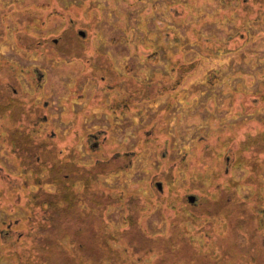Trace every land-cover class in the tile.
Segmentation results:
<instances>
[{
  "label": "rangeland",
  "instance_id": "374dc122",
  "mask_svg": "<svg viewBox=\"0 0 264 264\" xmlns=\"http://www.w3.org/2000/svg\"><path fill=\"white\" fill-rule=\"evenodd\" d=\"M230 2L236 7L235 0ZM251 5L253 10L237 2L232 11L221 0H0V60L8 65L1 74L7 77V70L18 71L20 86L26 93L30 91L26 100L33 96L41 115L36 124L38 113L28 99L21 115L23 128L13 121L7 126L11 134L22 132L23 141L14 143V148L4 139L8 131L0 128V235L2 228L11 226L9 234L0 237V264L24 263L25 250L17 241L22 231L40 234L39 239L34 233L23 238L34 247L50 250V259L58 257L57 264L64 262L61 258L67 264L84 262L67 240L61 244L63 250L55 247V236L65 235L63 229H56L60 233L54 229L53 222L62 215L56 205L47 212L39 206L33 211L27 208L28 200L36 201V195L45 204L51 202L46 194L59 188L58 175L63 183V172H48L46 166L51 161L41 158L42 150L50 153L57 169L66 172L74 199L81 201L66 205L69 218L79 217L86 227L89 220H99L98 225L104 221L121 231L110 235L116 240L109 242V247L116 249L118 258L126 256L111 264L153 263L152 237L163 236L169 223L172 232L178 228L172 200L184 199L187 191L196 194L195 187L187 190L186 186L193 178L189 165L200 160V149L195 160L192 158L198 143L208 142V137L212 141L230 137V149L237 150L245 133L264 121V20L256 17L257 7ZM17 10L20 20L13 13ZM20 30L23 38L15 41ZM79 30L84 35H79ZM54 38L55 43L48 42ZM62 46L66 56L60 54L64 58H59L56 52ZM150 54L152 58H148ZM29 67H36L44 78L34 94L27 81ZM82 70L94 78L98 86L94 89L101 91L94 97L90 80L84 86L77 82ZM101 74L111 78L110 83H105ZM143 89L149 95L144 100L138 98ZM119 99L128 103L116 107ZM91 132L101 138L97 152L91 151L85 139ZM17 148L23 149L22 156L16 155ZM124 152L131 156L129 168L110 171L101 165L100 160L106 162ZM211 164L199 165L198 172L205 173L204 168ZM167 169L170 175L165 179L161 171ZM226 173L237 181L239 202L243 203L238 208L253 211L255 199L262 200L254 212L259 215L255 222L260 230L258 227L253 233L261 232L256 237L264 246V166L256 174L252 172L251 178L243 166H233ZM84 177L94 180L99 193L110 194L100 207L80 195L87 185L92 188ZM166 180L169 182L156 199L147 183L163 184ZM12 186L17 187L15 192ZM138 204H147V208L136 211ZM35 215L53 223L49 234L46 227L38 230V223L31 224ZM195 216L202 227L198 224L194 229L188 223L186 231L192 236L199 234V247H207L210 236L205 231L211 236L225 234L224 228L212 233V222L203 224L202 216ZM27 221L31 225L20 229ZM72 228L68 242L74 237V225ZM245 232L252 234L248 228ZM243 249L250 254L254 251L249 241ZM29 260L33 264V254Z\"/></svg>",
  "mask_w": 264,
  "mask_h": 264
},
{
  "label": "trees",
  "instance_id": "16d2710c",
  "mask_svg": "<svg viewBox=\"0 0 264 264\" xmlns=\"http://www.w3.org/2000/svg\"><path fill=\"white\" fill-rule=\"evenodd\" d=\"M221 1L223 5L230 7V10L232 11H234L233 9L237 8V2L238 4L245 3L252 10L254 7L251 5V3H253L257 7V10L254 11L256 13V17L264 20V0H235L236 7L231 5L230 1L233 0ZM25 26V30L28 31V24H26ZM246 36L247 35L245 34L244 37ZM48 42L53 44V40H49ZM151 56L152 55L150 54L148 58H152ZM110 80L111 78H107V76L104 75L105 83H110ZM138 95V98L143 100V97H149L147 92H144V89L141 94L138 92ZM116 107H118L117 102ZM257 125L258 124H256L255 127H252L253 132L245 133L246 137L239 142L237 150L230 149V143H228L231 141L230 137H225V139H215L213 141L212 137H208L206 139L208 142L204 143L203 141H200L198 143L196 152L192 153V158L194 157L195 160V155L200 149V160H195V163L192 166L189 165L190 170L193 172V178L191 177L188 179V184L186 186L195 187L198 201L196 202V204H189L186 202L185 198L181 200L180 198L172 200L173 204L171 205V207L176 218L175 221L178 222V228H175L172 232L171 228L173 224L169 223L168 231L163 236L157 235L152 237V249L150 248V251L153 252L152 264H264V246L263 243L259 242L258 238L256 237V235H262L259 231V222H255L256 219H259V215L257 213H254L257 210V203H260L259 201L262 200L260 198L255 199V202L257 203L253 204L255 208H252L253 211H250L247 208H238L239 205H241L242 200H240L239 202V198L241 197H239L237 193V181L234 180L232 176L226 173L233 166L234 168L236 166H243L246 167L248 171H250L251 175H248V178H251L252 172L256 174V171H261V168H263L264 121H262L261 127H258ZM222 150L223 153L220 156L219 153ZM42 151L44 154L41 155V158L51 161V165L49 164L46 166L48 167V172L50 173V175H54L56 174V172L58 174L63 172V183L60 182L62 180L61 175H58L57 177L54 176L53 178L56 177L55 180L59 182L60 186L55 192L46 194L50 195V197L52 198L51 202L49 204H45L43 202L44 199L38 200L36 195V198L34 199L36 201L28 200L29 204L27 208L29 209V211H33V209L35 210V206H39L41 207L43 212H47L46 209H49L51 207L53 208L56 205L60 209L62 215H59L57 217L58 220H56V222H53L56 226V228H53L55 230L63 229L65 235L64 237H60L61 235L55 236L56 238L54 237L56 242L55 247L59 248L60 246V250H63V246H61V244L63 243V240H67V243L72 245L74 251H77V255L79 253L82 254L80 255V261L84 260V262H86L87 264H105L104 262L106 261H109L108 264H111V262H115L114 259L124 258V256L126 255L120 256V258H118L119 254L118 256H115V254H117L118 252H114L116 251V249H111L109 247V242L111 244V241L116 240L111 236H115V233H121L119 229H117L116 227H109L104 221L101 222V225H98L100 224L99 220H95L94 222L89 220L90 223H87L86 225L88 226L86 227L84 226V224H80L79 217H76L77 220L69 218L70 215L68 214L70 211H67L68 209L66 205L70 207L72 206L73 202L76 203L81 201H79V199L77 198L74 199L75 197L74 195H72L73 189L71 188L72 183H70L68 177L65 176L66 172L62 169L56 168V165L54 164L55 162H53V159L47 150ZM246 152H251L252 155L249 156L247 154L246 157ZM226 154H233V156L231 155L229 159H227L225 157ZM209 162H212V164L207 168H204L203 172L205 173L198 172L197 167H199V165L203 164V166H207ZM219 176H221V181L218 180ZM255 179H258L259 181V175H256ZM84 180L86 181V183L91 184L92 188L87 185L80 195H86L87 197L84 198L86 202H90V204L100 207L99 203H101L102 200H105L103 199L104 197H106L107 199L109 197L108 195L110 194L99 193L98 189L95 187V185H93L94 180L90 181L89 177H84L83 181ZM189 183L195 185H189ZM262 183L264 185V182ZM208 187H211V189L208 190ZM151 189L157 199V193L160 192L158 187L153 186V188ZM12 190L15 192L17 190V187L12 186ZM228 194H233L235 198L232 199ZM17 195L18 193L16 192L15 196ZM148 201H151V199H149ZM58 204L63 205V207ZM144 206H147V204H138V206L135 207V210L139 211L141 207L147 208ZM128 208L132 209L130 206H128ZM194 208L195 210H193ZM105 209L106 206L104 207V210ZM198 213L203 218V224L212 222V233L216 232V230L219 233L221 228L225 229L224 235H221V233H219L218 235L211 236L210 234H207V231L204 232L206 235L210 236L208 237L209 240H207L206 242V249H203L204 245L201 244V247H199L198 245L199 241L196 240L198 238L196 236H199V234L192 236L190 232L186 231L188 228V223H190L194 229L198 224H200L199 228L202 227V222L200 221V223H198L196 220L197 216L195 215H197ZM100 215L97 213L96 217H100ZM35 216L36 217L34 218V221L36 222L32 221L33 219H31V224L33 226H36V224L38 223V230H40V228L42 229V227H46L45 229L47 230L45 232L49 234V229L53 226V223L50 224V220L48 219L41 218L38 220L36 219L38 218L37 215ZM190 218H192V220H190ZM31 224L29 223V221H27L21 225L20 229L25 227V225L27 226ZM0 225L3 224L0 223ZM73 225L75 229L74 237L71 238L68 242V239L71 236L70 234L73 233ZM258 227L259 230H256L255 233H253L254 229H257ZM199 228L196 230L198 231ZM245 228H248L252 232V234L245 232ZM107 229L109 230V232ZM2 230L3 236H7L11 230V226L6 225L4 228H2ZM189 230L191 231L192 228H189ZM125 232H127L126 229ZM31 233V231H26V233L22 231L17 236V241H20V247H24L23 250H25L24 253L26 254L23 264H29V262L31 261L29 260V258L32 257V254L35 259L33 260V264H51L52 262L57 264L58 257H56V259H50V250L48 251V249L42 246L34 247L31 245V242L23 238L24 234L30 235ZM200 235H202V233H200ZM35 237L36 239L41 238L40 234L36 235ZM186 237H190V239L188 240ZM201 237L204 238L203 240H206L207 238L203 236ZM42 238L45 237L43 236ZM215 241H218V243L214 246L212 243ZM246 241L250 242L251 247L254 250H250L251 254L249 253V250L243 249L244 243ZM61 259L64 261L62 264H67L66 259ZM84 262L82 263L85 264Z\"/></svg>",
  "mask_w": 264,
  "mask_h": 264
},
{
  "label": "flooded vegetation",
  "instance_id": "af4514ba",
  "mask_svg": "<svg viewBox=\"0 0 264 264\" xmlns=\"http://www.w3.org/2000/svg\"><path fill=\"white\" fill-rule=\"evenodd\" d=\"M19 10V9H18ZM13 12L16 13L15 16L18 17V19L20 20L21 18H19V11ZM23 12V10H20ZM12 14V13H11ZM19 24V22H18ZM1 31V30H0ZM79 30V35L80 34ZM82 35H84V32L82 31ZM81 35V36H82ZM19 38H23V31L20 30V33L18 35H15L14 40H18ZM53 43H55L57 41L56 38L52 39ZM66 48L62 46V48L59 49V52H56V55L59 58H64L61 57L60 54L65 55L66 53H64L63 51H65ZM68 58V57H66ZM4 61L0 60V128L1 129H5L6 131H8L6 137L4 139L8 140V143L13 145L12 148H14L15 144L18 145V143L22 142V137H21V133H15V134H11V130H9L8 124L9 122L12 123L15 122L17 123V128L21 129L23 128V124L20 123L22 120V111L24 109V106L27 103L32 105V109L33 111H35L36 113H38V116H36L37 120H36V124L39 123L38 121L41 120V115H40V105L39 103H37V101L35 102V98L32 96H29V98H27L26 100V94L30 95L29 92L26 93L23 89L22 86H20V81L17 78L18 76V71H14L13 70H7L6 72L8 74H10L7 77H4L1 72L4 69L5 66L8 65H4L3 64ZM6 70V69H5ZM90 71V70H88ZM84 70H82V73L80 75V78L78 79L77 82L81 81L82 85L84 86L85 82L87 81H91L92 84V88H91V92L93 94L94 97V93L97 94L101 91H99L97 88V84H95L94 82V78H91L90 76H88L87 74L83 73ZM28 84L31 86V88L33 89V94L36 92V90L40 89V86H42V81L44 78H42V74L39 72V70L36 67H29L28 70ZM113 79H117L116 77H114V75H111ZM101 77L104 78V74H101ZM5 78V79H4ZM95 87H97L96 89H94ZM91 94V95H92ZM135 97V94H133ZM130 96H129V100H130ZM128 103V101H122L121 99L118 100V103ZM42 120H46L45 116H42ZM6 126V127H5ZM86 141H87V145L90 147L91 151L93 152H97V150H99L101 148V138L99 137V134H97V132H91L86 136ZM13 143V144H12ZM15 143V144H14ZM16 155H20L21 153H23V149L22 148H17L15 150ZM22 156V154H21ZM101 162V165L104 167H107V170L110 171H118V170H124L130 167L131 165V156L130 154L124 152V153H117L115 155H112V157H110L109 159L106 160V162ZM101 168V166H99ZM162 175H164L165 179L168 178V175H170V172L167 170L161 171ZM167 181V180H166ZM155 183L153 184V182H149L147 183V185L152 188L153 186L158 187L159 191H163V186L168 183L167 182H163V184L160 181H154ZM189 190V187L188 189ZM188 193L185 196V200L187 203L189 204H193L196 203V199H198L197 194L191 193L189 191H187ZM189 196H193L194 200L190 201L188 199ZM185 207V206H184ZM9 226V225H7ZM3 235H0V237Z\"/></svg>",
  "mask_w": 264,
  "mask_h": 264
},
{
  "label": "water",
  "instance_id": "95a60500",
  "mask_svg": "<svg viewBox=\"0 0 264 264\" xmlns=\"http://www.w3.org/2000/svg\"><path fill=\"white\" fill-rule=\"evenodd\" d=\"M80 34H81V35L83 34L82 31H80ZM188 199H189L190 201H193V200H194V197H193V196H189Z\"/></svg>",
  "mask_w": 264,
  "mask_h": 264
}]
</instances>
